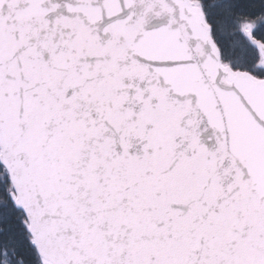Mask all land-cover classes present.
Instances as JSON below:
<instances>
[{
    "label": "snow or ice",
    "instance_id": "6c2138e0",
    "mask_svg": "<svg viewBox=\"0 0 264 264\" xmlns=\"http://www.w3.org/2000/svg\"><path fill=\"white\" fill-rule=\"evenodd\" d=\"M0 264H264V0H0Z\"/></svg>",
    "mask_w": 264,
    "mask_h": 264
}]
</instances>
